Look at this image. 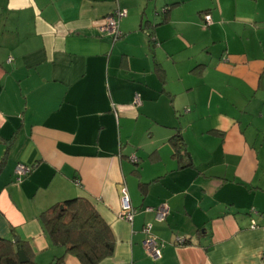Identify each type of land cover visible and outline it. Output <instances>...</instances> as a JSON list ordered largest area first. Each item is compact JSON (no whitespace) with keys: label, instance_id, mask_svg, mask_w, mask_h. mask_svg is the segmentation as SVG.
<instances>
[{"label":"crops","instance_id":"1","mask_svg":"<svg viewBox=\"0 0 264 264\" xmlns=\"http://www.w3.org/2000/svg\"><path fill=\"white\" fill-rule=\"evenodd\" d=\"M72 197L112 231L98 264H264V0H0V237L51 264L40 214ZM159 205L163 221L144 211Z\"/></svg>","mask_w":264,"mask_h":264},{"label":"trees","instance_id":"2","mask_svg":"<svg viewBox=\"0 0 264 264\" xmlns=\"http://www.w3.org/2000/svg\"><path fill=\"white\" fill-rule=\"evenodd\" d=\"M163 14L162 21H165L166 11ZM152 28L147 33L156 43L152 38ZM171 140L174 156L184 160L188 152L181 137L176 135ZM40 220L52 245L62 249L51 264H61L67 255L75 256L81 264H98L114 251V237L109 225L85 198L72 197L55 202L42 211ZM21 243L16 238L0 237V264H32L29 260L19 263L16 251L21 248Z\"/></svg>","mask_w":264,"mask_h":264},{"label":"built area","instance_id":"3","mask_svg":"<svg viewBox=\"0 0 264 264\" xmlns=\"http://www.w3.org/2000/svg\"><path fill=\"white\" fill-rule=\"evenodd\" d=\"M125 15H126V9L117 8L113 11V13L107 15L103 19V23L100 26V30L105 31L111 37L112 42L118 40L121 35L119 30V21L121 17ZM203 17L206 25H208L211 21L210 15L204 14ZM134 101L137 102L138 98L135 97ZM131 160L135 161L136 159L135 157H132ZM15 172L18 179H20L22 176L26 175V173L29 172V167L18 163L15 167ZM119 204H120V210L118 213V217L125 221L132 222L137 211L131 203L125 185H123L120 188ZM144 211L148 213H154V219L156 221H163L168 213L167 207L165 205H159L155 208L146 207ZM249 227L251 229H255L258 227V225L254 220H252ZM142 232L145 235L143 240V246L146 249L147 254L153 258H159L161 256V251L164 244L163 242H160L157 239V237L153 234L152 223L146 222L142 227ZM177 242L182 243L183 240L177 239Z\"/></svg>","mask_w":264,"mask_h":264},{"label":"water","instance_id":"4","mask_svg":"<svg viewBox=\"0 0 264 264\" xmlns=\"http://www.w3.org/2000/svg\"><path fill=\"white\" fill-rule=\"evenodd\" d=\"M131 161L132 162H136V160L135 161L131 160ZM16 253H17V256H18L19 263H26L27 262V257H26V255H25V253H24L22 248L18 247Z\"/></svg>","mask_w":264,"mask_h":264},{"label":"rangeland","instance_id":"5","mask_svg":"<svg viewBox=\"0 0 264 264\" xmlns=\"http://www.w3.org/2000/svg\"><path fill=\"white\" fill-rule=\"evenodd\" d=\"M202 18H203V15H202ZM205 25H206V24L203 22V26H204V27H207V26H205ZM208 26H209V25H208ZM118 41H119V40H118Z\"/></svg>","mask_w":264,"mask_h":264}]
</instances>
